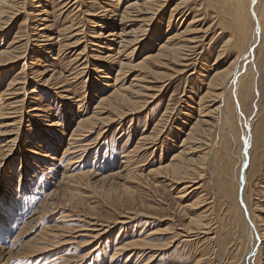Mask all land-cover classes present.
Segmentation results:
<instances>
[{"label":"rangeland","instance_id":"rangeland-1","mask_svg":"<svg viewBox=\"0 0 264 264\" xmlns=\"http://www.w3.org/2000/svg\"><path fill=\"white\" fill-rule=\"evenodd\" d=\"M59 1L61 2V0L46 1L48 4L46 8L49 12V15L47 14V24L54 30L63 29L66 25H69L66 14L63 12L61 13L60 11V8L68 3L66 0L61 3ZM74 1L75 0L71 1V3L75 4L73 3ZM81 1H83V6L81 5L82 3L80 2L79 4V0H77L78 5L75 4L77 5V7L74 6L75 9L74 7L70 8L65 6L63 8H66V10L68 8V10H73V12L75 10L77 15H80L82 14V11H80L81 8H83V10L88 9L87 0ZM191 1L193 4L195 3L192 7L195 6L197 9L198 7H201L200 11L196 14L200 13L202 14L201 17H204V19L201 22L196 23L195 26L201 28L204 24L210 23L212 17L209 16L210 12L207 6L201 5L198 0ZM174 3L175 2L169 4V9L166 13L167 15L171 11ZM34 4L35 2H33V0H26V4H24L25 6L21 5V7H17V9L19 8L20 15L14 17L13 20L10 21L11 23L8 24V31L5 30L4 33L0 34V43L4 36L6 45H16L19 47L17 49L19 52L21 51L22 54L25 53L24 56L33 54L31 36H33L35 32L33 30L35 22H32V24L30 22V26L27 28L25 18L30 16L32 13H37L38 10L35 8ZM189 4H191V2ZM76 8L79 9L77 10ZM205 13H207V15ZM184 14L185 15L183 16L174 18L178 22L176 25L174 24L173 27L172 25L170 26L172 32H175L178 28L184 29L183 27L191 21V12L188 9H186ZM194 15L195 13L192 14V16ZM82 17H84V14L80 15L75 21L76 25L74 28L84 24L79 22V20H82ZM178 18L182 19L179 20ZM34 26H37L38 30H41L40 28H44L40 25V23H36ZM167 28L168 27H166V32L169 33L170 31ZM18 31H20L23 36L22 39L19 40L20 42L14 43L13 34ZM84 32L85 34L82 36L83 38L80 43H76L78 45L75 47L68 48L65 46L69 42L66 37L59 36L56 37L57 39L51 40L50 43H53L54 47L49 49V51L54 49L53 52H50L52 54H50V56L54 57L42 58L44 61L41 60L40 63L47 64L44 67V64L36 66L37 63L35 64L34 62H37V60L34 58L29 59V64L31 67H34L35 70L40 69V72L42 73L44 71H49L48 75L50 76L52 74H56L59 81H62L63 84H67L66 87L71 93L70 96L75 99L74 101L77 100L76 102H80L81 100L83 106L86 107L84 109L85 111H83L84 116L90 117L95 113V111H99L101 109L96 106L99 105L98 99L102 97L104 92H108L109 89L95 81V79L99 80L100 78V75H96L92 69L95 64V59L93 58L95 53L94 49H96L95 46L92 47L87 45V48L84 51V54H86L87 57H85L82 61L88 59L85 61L88 64L85 63L87 68L84 77L79 80H73L72 78L73 76L71 72H76L77 64H71V58L75 56L76 53L82 51L85 44H90L89 41L92 39V37H90V26L87 23L85 24ZM201 36L202 35L200 33L198 40L202 38ZM212 37L213 35L209 38H205L203 41H208L209 43ZM42 39L44 40V38L41 37V40ZM149 39L150 36L146 41L148 42ZM42 42L39 41L40 44H42ZM141 44L142 43L138 44L139 50L137 49L132 57L134 63L139 62L146 53V51H141ZM199 44L200 45L198 47L194 49L192 48L190 53L188 52V58H190L186 62L188 65H175L172 63L167 64L168 67L164 65V67L158 68L157 70L161 75L160 76L158 74V80L155 81V78H148V80L145 81V83L152 87L151 89L145 90L147 93L145 92L144 95L141 96V101L145 102L142 103V108L140 107L141 105H138L139 109L137 110H140L139 113H133L131 116H125L124 118H120L115 115V117L112 118L115 120H110L113 121L111 123L109 120H107V122L104 121L106 124H104V122H98L91 129H89L88 132L81 135L82 137L79 135L81 133L77 131L76 134L80 140L77 138L76 143H73V139L71 138L73 133L72 130L77 128L76 125H71V127H69L70 129L68 128L69 131L65 130L64 134L61 136L59 135V132L56 133L51 129H47V125L51 123V120L53 119L54 121L63 122L66 108H59L60 105L58 104L62 101L49 89V87L43 84H38V80L42 77H39V73L30 74L33 78L31 77L30 79H27L28 82H25L26 85H24V94H21V97L17 98V100H13H23L21 102L22 105L19 104L20 106L18 109L21 108V111L18 110L17 115L18 117L24 116L18 132L19 141L17 140L16 144L13 146L16 150L14 152L15 155L9 151H7L9 152V154H7V158L0 155V161H2L0 165L2 167L0 170H5L3 179H0V264H195L194 262L197 259L202 258V256L203 258L199 260L201 264H219L216 260V256L220 251L223 253V256L225 254L224 260L229 259L234 240H231L230 237L232 235L229 233L227 227H224L220 233V236H222L224 240L226 239L227 244L225 246H221L222 248L219 247L213 239H209L210 241L205 239L202 240L203 238H201V235L198 233L195 234V232H192L190 235L188 230L185 228L188 227L189 224H192L189 219L193 216L201 214L204 221L210 223L212 230H215V232L219 231V228L217 227V224H219L217 223V219L223 218L222 214H224V211L222 210L221 205L217 206L216 209L213 210V208H215V200L217 199V197H214V193L216 191V185L214 184L216 183L215 180H217L214 172L212 174L210 169L207 171L208 173L206 172L204 174L201 181V183H203L200 188L201 190H197L193 193L191 189L188 191V193L190 192L189 197L183 198L180 197L182 194L180 193V190L184 187V184L177 183V181L173 180L167 171L160 172L161 175H158V177L156 175L160 174L159 172H151L152 169L169 163L173 156L180 151V144L186 137L185 132L190 129L193 121L192 118H188L187 120L185 114L189 112L190 106L199 101L200 97L209 89L208 83L212 74L209 67L211 63L214 62V59L216 58V51L219 47H216L218 44H214V40H212V42L210 41V46L207 45V47L206 43ZM66 47L69 50L66 51ZM25 49H27V51ZM57 53L60 54V56ZM195 55L197 56L195 57ZM38 58L40 59L41 56ZM45 59H48V61ZM21 64H23V62L19 65L18 63L13 65L11 64L3 70L0 68V90L6 89L13 78L19 79L21 77L19 80L20 82L24 80L22 74L18 73L21 69ZM12 67L15 68L16 71H8V69H11ZM263 67L264 66H262V73L264 74ZM132 72L135 71L132 70ZM162 73H164V75H168L167 80V76H164ZM262 73L259 76V81L257 82V85L259 83V92L255 102L257 111L259 109L260 116L259 118L256 116L253 118L255 125L258 126L260 131H262V128L264 127V75ZM84 83L88 85L85 86ZM83 85L85 86L83 87L84 89L82 88ZM19 86L20 85H18V87ZM35 87L36 89L41 90V97L37 95L38 98L36 97V100L31 98V94L27 93ZM227 87L229 88V85L224 89H227ZM93 88L98 91L100 90L99 94L96 92L93 94ZM1 101H4V99L0 96V103ZM81 102L79 104H81ZM70 104L71 103L69 102H65L64 106H69ZM40 106H47V109L50 108L48 113L54 112V115L49 117L47 112L42 111L31 113L32 109ZM72 106L79 112L77 104L72 102ZM257 111L255 109V112ZM19 112H21V115ZM102 112L104 113L103 116L109 114L108 111ZM255 112L254 114H256ZM29 115L33 117L30 119ZM77 115H81V113ZM159 119H162L160 129H163L161 130L162 132L157 133V135L159 134L157 138L155 137L158 140L154 139L156 142H153L152 144L145 143L146 147H144V139H142V137L153 133V129ZM185 119L188 123H190L188 126L182 123ZM38 124L41 128H45L47 131H50V133H47L50 137L46 139L45 142H51L52 144L60 142L63 147L67 146V148H71V151L69 150L70 154L67 153V155L69 154L68 156L72 160L71 162L73 164H70L69 166L66 165V157L63 158L64 151L62 147L58 150V163L56 162L57 164H55V166L49 165V168L44 173L42 172L43 170L37 168L35 164H30L29 159L22 158L23 164L20 162L19 157L21 155L25 156L24 154L26 153V140L28 139V136L31 134L37 136ZM73 124H75V121H73ZM43 125H46L47 127H44ZM67 126H69V124L65 123L62 127L66 128ZM56 138L58 142L56 141ZM64 138H66V141ZM86 139H88L87 142H85ZM33 140L34 142L39 141L35 138H33ZM238 141L239 139L234 141L233 143H236L231 146L235 151L239 150L241 145V141ZM86 143H89V146ZM71 145L72 147H70ZM139 145L144 147L141 148V152L138 153L139 155L134 154L135 156L129 158L130 152ZM1 146L2 142L0 143V148ZM258 149H261L260 151L262 154ZM258 149L257 150L259 152L257 151L256 154L260 157L256 155L257 165H259L261 158L264 159V146L262 140H260ZM237 152L235 160L239 164L240 158L238 157H240L241 152H238L240 154ZM15 161L16 163L14 168H12L11 166ZM27 163L30 166H28ZM28 167L34 169L33 172L30 170L27 171L26 169ZM40 167H42V165H40ZM130 169L131 173L132 171L134 172L133 175H135V177L132 174L127 177ZM10 171L13 173L10 174ZM69 173L71 175L72 173H88V176H85L81 180L77 179L76 181H73L68 177L70 175ZM209 175L211 177H209ZM5 180L6 182L4 183ZM10 194H12L16 200L13 199V197H9ZM196 196H202L201 198L207 200L208 204L198 210L189 208L187 204H189L191 200L195 199ZM6 200L13 201L16 205V208L14 207L15 209L13 210L15 219L11 224L10 221L8 222V220H6L7 217L4 218L1 216V206L7 204L5 203ZM208 205L212 208L211 209L209 207V211H207ZM63 216L67 217V219L65 218L67 221L57 222ZM30 219L33 221L29 222ZM92 220H94V222ZM28 222L29 224H27ZM58 223L59 226H56ZM65 226L66 228H64ZM94 228L104 229L105 233L98 235L96 239V233H91L95 230ZM51 230H65L69 232L67 234L65 233L66 235H63V233L53 235L49 234V231ZM104 230L99 231L104 232ZM52 236H56V238H52ZM142 238H146L149 244L142 248L135 245L130 246L131 248L129 247L127 250L117 253L118 248L134 240ZM59 239L61 241L57 242ZM46 243H54L56 246H52V249L46 248L44 247L47 245ZM38 247L43 248V250L41 249L40 252H36L33 257L29 258V252L38 250ZM21 257H24V260ZM250 257L247 258L246 263L249 261ZM7 258L9 259V262L7 261Z\"/></svg>","mask_w":264,"mask_h":264},{"label":"bare ground","instance_id":"bare-ground-1","mask_svg":"<svg viewBox=\"0 0 264 264\" xmlns=\"http://www.w3.org/2000/svg\"><path fill=\"white\" fill-rule=\"evenodd\" d=\"M46 1L49 0H33V2H35V8L38 11L36 14L32 13L30 14V16H27L25 18L27 28L28 26H30V22L31 24L32 22H35L34 25H36V23H40V25L44 27L40 28L41 30H38V27L33 25V30L35 32L33 36H31V43L33 45L32 55L28 54L24 56L25 53L22 54L21 51L20 53L19 50H17L19 47H17L16 45H6L4 36L0 43V68H2L3 70L4 68L9 67V65L11 64L13 65L18 63L19 65L21 62H23V64H21L22 66L20 71L17 72L21 73L24 79L20 82L19 80L21 77L19 79L13 78L6 89L0 90V96L4 99V101H1L0 103V143L2 142L0 155L7 158V154H9V152L14 154V152L16 151L13 146L18 140V132L22 124V118L24 116L18 117L17 115L18 110L21 109H18L20 106L19 104H21L23 100H13H17V98L21 97V94H24V85H26L25 82L27 81V79H30L32 77L30 74L39 73V77H42L40 80H38V84H43L49 87V89L54 92L62 101L58 104L60 105L59 108H66L63 122L54 121L53 119L51 120V123L47 125V129H51L56 133L59 132V135L61 136L62 134H64L65 130H68V128L71 127V125H76L77 128L75 130H72L73 133L71 136V138L73 139V143H76V139L78 138L76 134L77 131L81 133L79 134L81 136L85 132H88L89 129H91L98 122L100 123L104 121L107 122V120H115L112 119L113 117H115V115L120 118H124L125 116H131V114L133 113H139L140 110L137 109H139L140 105V107L142 108V103L145 102H142L140 98L146 92L145 90L151 89L152 87L145 83V81H147L148 78H155V81L158 80V68H162L164 67V65L167 66V64L171 63L183 66L188 65V63L186 64V62L190 59L188 58V55L192 48L194 49L198 47L200 45L199 43H206V47L207 45L210 46V41L212 42V40H214V44H218L217 46H215L219 48L216 51V58L214 59V62L211 63L209 67V69L212 71L211 78L208 83L209 89L207 88L208 90L200 97L199 101H193L195 102L194 105H191L189 112L185 114L187 120L188 118H192L193 121L191 123L190 129L185 132L186 134L184 133L186 137L184 136L185 138L180 144V151L173 156L169 163L160 165L159 167L152 169L151 172L160 173L162 171H167V173L173 180L177 181V183L184 184V187L180 190V193H182L180 197L183 198L189 197L190 192L188 193V191L191 189L193 193H195L197 190H201L200 188L203 184L201 183L203 179L202 177L207 171L211 169L210 171L212 172V174L214 172L217 179L215 180L216 183H213L214 185H216V191L214 193L215 196H213L217 197L214 205L215 208H213V210L216 209L217 206L221 205L222 210L224 211V214H222L223 218L220 219L218 217L219 219H217V223H219L217 224L219 231L215 232V230H212L210 223L205 222L201 214L193 216L192 218L190 217L191 219H189V221H191L190 223L192 224H189V226L187 225L188 227H185L186 230H188L190 235L192 232H195V234L198 233L199 235H201V238H203L202 240L213 239L216 244L221 247L227 245L226 239L224 240V238L220 236L223 228L227 227L229 233L232 235L231 237H229L231 238V240L233 239L234 242L232 244V251L228 260H224L225 254L223 256V253L221 251H217L218 254L216 256V260L219 262V264H264V159H259V165H257L256 159V152L259 150L258 147L260 144V140L263 141L264 146V127L262 128L263 130L260 131L258 126L255 125V121L253 120L255 116L258 118L260 116L259 109L257 111L255 102L259 92V83L257 85V82L259 81V76L261 75L263 70L262 66H264V0H198L201 5L207 6L210 12L209 16L212 17L211 22L208 24H204V26L201 28L195 26L196 23L201 22L204 19V17H201L202 14L199 13L200 17L199 14H196L198 11H200L201 7H198V9L195 8V6L192 7V5H194L195 3L193 4L191 0H87L88 9H80V11H82V14L80 15L84 14V17H82V20H79V22H82L84 24L82 26L80 25L74 28V26L76 25L75 21L80 15H77V12H75V10L73 12V10H68V8L66 10V8L63 7H77L78 3L77 0L73 2L77 5L71 3V1L73 0H66L68 4L61 7L60 11L61 13L63 12L64 14H66L69 25H66L63 29L59 30H54L52 27H50V25L47 24L49 12L46 8V6L48 5ZM62 1L65 0H61V2ZM80 2L83 6V1L79 0V4ZM173 2L175 3L171 8V11L167 15L166 13L169 9V4ZM190 2L191 4H189ZM24 4H26V0H0V34L4 33V31L9 28L8 24L11 23L10 21L13 20L14 17L20 15L19 8L17 9V7H21V5L25 6ZM186 9L191 12V21H189L188 24L183 27L184 29L178 28L175 32H172L170 26L172 25L173 27L174 24L176 25L178 22L174 18L185 15L184 13ZM194 13L195 15L192 16V14ZM205 14L207 15V13ZM86 23L90 26V37H92V39H89L90 44H85L82 50L83 52L80 51L71 58L70 63L77 64L76 72H71L73 76L72 78L73 80H79L80 78L84 77L87 68L86 64H88L85 62L88 60L87 58V60L82 61L85 57H87V55L84 54V51L87 48V45H90L92 47L95 46L97 50L94 49L95 53L93 58L95 59V64L94 68L92 69L96 75H100L99 80L95 79V81L99 82L109 89L108 92H104L105 94L103 93L102 97L98 99L99 105L96 106H98V108H101L99 110L101 112L97 110L93 115L91 114L92 116L90 117L84 116L83 111H85L84 109L86 107L83 106L81 100L80 102L82 105L79 104L80 102H76L77 100L74 101L75 99L70 96L71 93L66 87L67 84H63L62 81H59L58 77H56V74H52L50 76L48 75L49 71H44L42 73L40 72V69L35 70V68L31 67L29 64L30 58L36 59L37 62L35 61L34 63H37L36 66H40L44 64L40 63V61L43 60L42 58L54 57L50 56V52H53L54 49H52V51H49V49L54 47L53 43H50V41L57 39L56 37H66L69 42L65 46H67L68 48L78 45L76 43H80L81 39L83 38L82 36H84L85 34L84 27ZM166 27H168L167 29L170 31H168L169 33L166 32ZM200 33L202 35V38L200 39L201 41L198 40V36L200 35ZM13 35L14 43L20 42L19 40L22 39L23 36L20 31L14 33ZM212 35L213 37L211 38L209 43L208 41H203L205 38H209ZM149 36L150 39L147 42L146 40ZM41 37L44 38V40H41ZM39 41H43L44 43L42 42V44H40ZM140 43H142V46L140 47L142 48L141 51H146V53L139 62L134 63L132 57L138 49V44ZM67 47L66 51L69 50ZM25 50L27 51V49ZM58 55L60 56V54ZM39 56H41L40 59L38 58ZM196 56L197 55H195V57ZM45 60L48 61V59ZM45 65L47 64H44L43 67ZM28 70H32L33 72H29ZM132 70H134L135 72H132ZM8 71L12 72L16 71V69L12 67L11 69H8ZM162 74L164 75V73ZM164 76H167V78L165 77L167 80L168 75ZM18 85L20 86L18 87ZM86 85L88 84H85V86ZM228 85L229 88L227 87V89H224ZM85 86L83 85L82 88ZM93 89V94H95V92L99 94L100 90L98 91L95 88ZM40 91L41 90H38L35 87L32 88L31 91L29 90L27 93L31 94V98L36 100L38 96L41 97ZM65 102H69L71 104L69 106H64ZM72 102L77 104L79 112L78 110L74 109V107L72 106ZM46 107H36L31 110V113L39 111L48 113V110L50 108L47 109ZM255 109L257 112H255ZM102 111H108L109 114L103 116L104 113ZM254 112L256 114H254ZM19 113L21 115V112ZM53 113L54 112H49L48 116H53ZM80 113L81 115H77ZM32 117L33 116H30V119ZM161 120L162 119H159V121H157L153 129L154 134L152 133L142 137V139H144V147H146V144H152L153 142H156L154 141V139H156L159 135H157V133L162 132L161 130L163 129H160V124L162 123ZM73 121H75V124H73ZM111 122L113 121H110V123ZM65 123H68L69 126L63 128L62 126H64ZM182 123L186 126L190 124L188 123V121H186V119ZM104 124L106 123L104 122ZM47 126L45 125L44 127ZM37 130V136L31 134L26 140L27 147L25 149V156L21 155L19 157L22 164V158L29 159L30 164H35V166L43 170L42 172L44 173L49 168V165L55 166V164L58 163V150L61 147L64 151L63 158L66 157V165L69 166L70 164H73L71 162L72 160L68 156L70 154L71 148H67V146L63 147L60 142L55 144H52L51 142H45V140L50 137L47 134L50 133V131H47L45 128H41L39 124ZM33 138L39 141L34 142ZM64 139L66 141V138ZM88 139H86L85 142H87ZM238 139V142L241 141L240 148L239 150H237L238 152H241L240 157H238L240 158L239 164L235 160L237 151L233 150V147H231L236 143L233 142L237 141ZM70 147H72V145ZM144 147L141 145L136 146L130 152L129 158L135 156L134 154L140 153L141 148ZM67 153L69 154L67 155ZM1 162L2 161H0V165ZM15 163L16 161L11 166L12 168H14ZM39 164L42 165V167H40ZM27 165L30 166L28 163ZM1 167L2 166H0V168ZM26 170H30L31 172H33L34 169L28 167ZM4 173L5 170H0V179H3ZM12 173L13 172L10 171V174ZM133 173V171L131 173L130 169L127 177L131 176V174L133 175ZM158 175L160 176L161 173L157 174L156 176L158 177ZM85 176H88V173H72V175L70 174L68 177L70 178V180L76 181L77 179H83ZM133 176L135 177V175ZM209 177L211 176L209 175ZM5 182L6 180L4 181V183ZM9 197H13V199L16 200V198L12 194H10ZM201 197L202 196H196V198L191 200V202L187 204V206H189V208L193 210H198L201 207H204L208 203L207 200H204ZM5 203L7 204L1 206V216H3L4 218L7 217L6 220H8V222L10 221L11 224L15 219L13 210L16 208V205L13 201L10 200H6ZM209 207L210 206L208 205L207 211H209ZM65 218L67 219V217L63 216L62 218H60V220L57 219V222L67 221L65 220ZM32 221L33 220L30 219L29 222ZM92 221L94 222V220ZM29 222L27 224H29ZM56 226H59V223ZM64 228H66V226ZM94 229L95 230H93L91 233H96V239L98 235L105 233L104 229ZM65 230H51L49 231V234L58 235L59 233H63L64 235L65 233L67 234L69 232ZM99 230H104V232H101ZM52 238H56V236H52ZM60 241V239L59 241L57 240V242ZM46 244L47 245L44 246L46 248L56 246L54 243ZM147 244L149 243L147 242L146 238L134 240L118 248L117 253L127 250L130 246L135 245L142 248ZM41 249L43 250V248L38 247V250L29 252V258L33 257L36 252H40ZM248 257L250 258L246 263ZM202 258L197 259L194 263H200L199 260ZM7 261L9 262V259Z\"/></svg>","mask_w":264,"mask_h":264}]
</instances>
